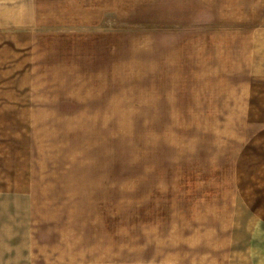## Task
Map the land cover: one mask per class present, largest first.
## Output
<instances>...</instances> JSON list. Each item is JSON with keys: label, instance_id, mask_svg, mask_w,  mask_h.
<instances>
[{"label": "rangeland", "instance_id": "obj_1", "mask_svg": "<svg viewBox=\"0 0 264 264\" xmlns=\"http://www.w3.org/2000/svg\"><path fill=\"white\" fill-rule=\"evenodd\" d=\"M37 1L0 8V264L263 258L264 0Z\"/></svg>", "mask_w": 264, "mask_h": 264}, {"label": "crops", "instance_id": "obj_2", "mask_svg": "<svg viewBox=\"0 0 264 264\" xmlns=\"http://www.w3.org/2000/svg\"><path fill=\"white\" fill-rule=\"evenodd\" d=\"M1 1V0H0ZM23 4L21 6V12H22V17H27L33 13V16L35 17L37 12H38V1L37 0H22ZM15 5V0H4L2 3L0 2V8L1 6L5 7H13ZM1 11V10H0ZM15 21V20H13ZM1 25V21H0ZM263 200V201H262ZM262 212L259 216V226L257 228L256 223H254V227H252L251 232H250V240H249V250L254 253V254H263V258L257 259L254 261V264H264V198L262 199ZM249 206L250 203H249Z\"/></svg>", "mask_w": 264, "mask_h": 264}]
</instances>
